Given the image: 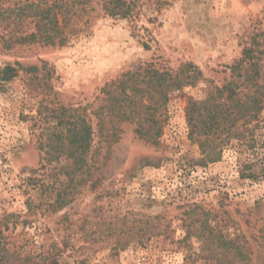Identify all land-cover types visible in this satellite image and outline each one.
I'll return each mask as SVG.
<instances>
[{"label":"rangeland","instance_id":"rangeland-1","mask_svg":"<svg viewBox=\"0 0 264 264\" xmlns=\"http://www.w3.org/2000/svg\"><path fill=\"white\" fill-rule=\"evenodd\" d=\"M25 1L0 0V10ZM126 1L133 10L122 18L95 0L88 31L66 47L22 43L26 28L0 17V73L16 70L0 81V264H206L200 239L188 234L193 205L247 242L253 264H264V122L248 136L252 150L234 143L221 161L205 165L186 121L189 100L225 84L248 37L264 32V0ZM150 64L173 71L192 64L203 80L172 95L158 146L130 124L120 125L117 141L100 140L93 112L102 89ZM62 106L86 108L93 118L96 171L56 211L48 204L64 177L61 164L41 169L52 154L41 145ZM250 161L257 179L241 176L252 172Z\"/></svg>","mask_w":264,"mask_h":264},{"label":"trees","instance_id":"trees-1","mask_svg":"<svg viewBox=\"0 0 264 264\" xmlns=\"http://www.w3.org/2000/svg\"><path fill=\"white\" fill-rule=\"evenodd\" d=\"M98 1L101 10L111 17L128 18L133 10L126 0ZM94 2L26 0L14 8L0 10V17L3 21L14 19L19 27L26 28L19 38L22 43L66 47L88 31L91 15L97 12ZM29 71L39 72V69ZM229 71L230 77L225 84L214 87L203 100H189L186 107L189 138L198 143L200 162L205 165L221 161L225 151L234 143L239 148L245 146L248 151L253 148L252 138L250 140L248 136L264 122L261 117L264 111V32L248 37L241 58L229 67ZM14 77L16 70L11 67L0 73V81H11ZM202 80L203 73L192 64H186L178 71L157 69L150 64L122 74L102 89V105L93 112L100 140L106 143L113 139L117 141L120 125L130 124L140 140L158 146L163 136V113L172 95L184 88L195 87ZM87 111L86 108L63 106L53 110L55 126L50 139L41 145V150L47 148L52 153L48 154L51 156L46 163L44 159L41 169L46 170L50 163L61 164L60 172L64 177L58 183L53 204H48L56 211L71 205L76 196L89 187L91 175L96 171L95 153L92 152L96 128ZM254 166L252 161L247 164L249 170ZM254 173L252 170L248 176H241L257 179L258 175ZM46 185L43 182L41 187ZM259 206L260 202H256L255 208ZM188 215L192 220L188 234L200 239L201 255L206 264H253L247 242L225 231L211 211L193 205ZM195 217L199 220H193ZM198 221L200 225L195 227ZM117 245L123 247L125 244ZM0 250L4 255L1 240ZM85 261L82 258L75 264Z\"/></svg>","mask_w":264,"mask_h":264}]
</instances>
